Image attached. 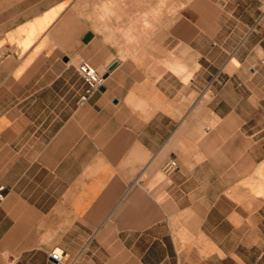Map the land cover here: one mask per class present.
<instances>
[{"label": "crops", "instance_id": "0c3cea01", "mask_svg": "<svg viewBox=\"0 0 264 264\" xmlns=\"http://www.w3.org/2000/svg\"><path fill=\"white\" fill-rule=\"evenodd\" d=\"M107 28L0 0V264H264V0ZM82 60L105 79L79 104Z\"/></svg>", "mask_w": 264, "mask_h": 264}, {"label": "rangeland", "instance_id": "374dc122", "mask_svg": "<svg viewBox=\"0 0 264 264\" xmlns=\"http://www.w3.org/2000/svg\"><path fill=\"white\" fill-rule=\"evenodd\" d=\"M92 2L113 37H151L155 24L178 12L179 17L203 0H83ZM172 2V6L170 5ZM172 7V8H170ZM110 27V28H109ZM260 194L263 192H259Z\"/></svg>", "mask_w": 264, "mask_h": 264}, {"label": "built area", "instance_id": "2783aa9c", "mask_svg": "<svg viewBox=\"0 0 264 264\" xmlns=\"http://www.w3.org/2000/svg\"><path fill=\"white\" fill-rule=\"evenodd\" d=\"M264 62V60H261ZM77 73L82 78L85 86L83 92L78 98V103L81 104L89 99V97L103 85L105 75L101 73L94 65L86 60H82L77 65ZM178 168V163L174 157L166 159L162 165V170L165 173H170ZM3 187H0V201L5 197L2 192ZM49 257L56 263H62L67 255L63 254L59 249H54L49 254Z\"/></svg>", "mask_w": 264, "mask_h": 264}, {"label": "water", "instance_id": "95a60500", "mask_svg": "<svg viewBox=\"0 0 264 264\" xmlns=\"http://www.w3.org/2000/svg\"><path fill=\"white\" fill-rule=\"evenodd\" d=\"M116 65H117V61H114L113 63H111V65H109V67L107 68V70L108 71L112 70Z\"/></svg>", "mask_w": 264, "mask_h": 264}, {"label": "bare ground", "instance_id": "6f19581e", "mask_svg": "<svg viewBox=\"0 0 264 264\" xmlns=\"http://www.w3.org/2000/svg\"><path fill=\"white\" fill-rule=\"evenodd\" d=\"M261 192V191H260ZM263 192V191H262Z\"/></svg>", "mask_w": 264, "mask_h": 264}]
</instances>
